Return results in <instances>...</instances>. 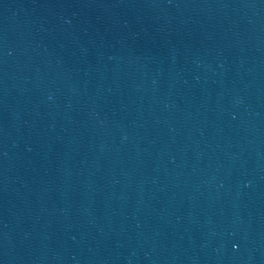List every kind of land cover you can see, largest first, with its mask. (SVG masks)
Returning a JSON list of instances; mask_svg holds the SVG:
<instances>
[{
	"label": "water",
	"instance_id": "95a60500",
	"mask_svg": "<svg viewBox=\"0 0 264 264\" xmlns=\"http://www.w3.org/2000/svg\"><path fill=\"white\" fill-rule=\"evenodd\" d=\"M0 264H264V0H0Z\"/></svg>",
	"mask_w": 264,
	"mask_h": 264
}]
</instances>
